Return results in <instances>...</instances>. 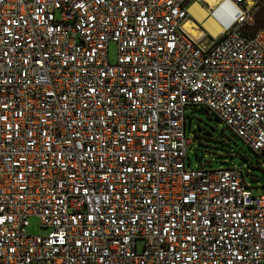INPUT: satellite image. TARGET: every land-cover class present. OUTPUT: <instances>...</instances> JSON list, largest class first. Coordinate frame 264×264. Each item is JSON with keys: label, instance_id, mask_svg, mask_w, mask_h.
Segmentation results:
<instances>
[{"label": "built area", "instance_id": "built-area-1", "mask_svg": "<svg viewBox=\"0 0 264 264\" xmlns=\"http://www.w3.org/2000/svg\"><path fill=\"white\" fill-rule=\"evenodd\" d=\"M259 1L0 0V264H264V193L186 132L204 107L264 159Z\"/></svg>", "mask_w": 264, "mask_h": 264}, {"label": "rangeland", "instance_id": "rangeland-1", "mask_svg": "<svg viewBox=\"0 0 264 264\" xmlns=\"http://www.w3.org/2000/svg\"><path fill=\"white\" fill-rule=\"evenodd\" d=\"M200 6V5H199ZM202 7V6H201ZM205 8V7H203ZM206 9V8H205ZM264 16V0L259 1L257 9L254 10V23L246 27V33L251 34L263 24L258 23L259 17ZM194 20V18H191ZM200 26L202 31H198ZM195 37L201 38V41L210 45L215 38L207 33L201 23L195 22L190 27ZM118 56V47L116 43H109V59L115 63ZM187 126L186 132L190 139H199L188 149V155L191 163H187L189 168H197L199 165L195 161L198 155L205 167H233L245 166L246 182L253 186L258 194L264 193V159L257 152L246 146L223 121H221L213 112L201 106H192L187 109ZM210 162L211 164H207ZM28 232L32 235H45L48 229L41 225V220L37 216H32L29 220ZM142 244H140V249Z\"/></svg>", "mask_w": 264, "mask_h": 264}, {"label": "bare ground", "instance_id": "bare-ground-1", "mask_svg": "<svg viewBox=\"0 0 264 264\" xmlns=\"http://www.w3.org/2000/svg\"><path fill=\"white\" fill-rule=\"evenodd\" d=\"M218 1L219 0H207V2H209V4L212 7H214ZM190 12L194 20L189 19L186 22L185 26L191 33L193 32V30H191L190 27L194 26L195 22H198V23H201V25L205 28V30L209 34H211L214 38H217L219 36V34L222 31V28L216 21L208 17L209 13L205 8L199 6L198 4H194L190 8Z\"/></svg>", "mask_w": 264, "mask_h": 264}, {"label": "water", "instance_id": "water-1", "mask_svg": "<svg viewBox=\"0 0 264 264\" xmlns=\"http://www.w3.org/2000/svg\"><path fill=\"white\" fill-rule=\"evenodd\" d=\"M195 161L199 166H202V159L198 155L195 156Z\"/></svg>", "mask_w": 264, "mask_h": 264}, {"label": "trees", "instance_id": "trees-1", "mask_svg": "<svg viewBox=\"0 0 264 264\" xmlns=\"http://www.w3.org/2000/svg\"><path fill=\"white\" fill-rule=\"evenodd\" d=\"M263 22H264V16L261 17V20H260V17H259L258 23H262V24H263ZM257 29H258V28H257ZM257 29H256V30H257ZM197 30H198L199 32L202 31V30L200 29V26H198ZM256 30H255V31H256Z\"/></svg>", "mask_w": 264, "mask_h": 264}]
</instances>
